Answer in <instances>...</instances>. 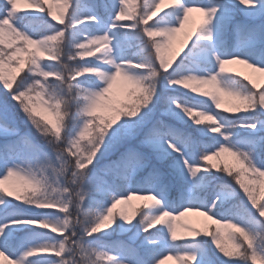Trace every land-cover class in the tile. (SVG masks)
<instances>
[{
  "label": "snow or ice",
  "instance_id": "1",
  "mask_svg": "<svg viewBox=\"0 0 264 264\" xmlns=\"http://www.w3.org/2000/svg\"><path fill=\"white\" fill-rule=\"evenodd\" d=\"M53 2L0 0V261L264 264V0Z\"/></svg>",
  "mask_w": 264,
  "mask_h": 264
},
{
  "label": "rangeland",
  "instance_id": "2",
  "mask_svg": "<svg viewBox=\"0 0 264 264\" xmlns=\"http://www.w3.org/2000/svg\"><path fill=\"white\" fill-rule=\"evenodd\" d=\"M138 3H139V0H135V2L130 5V7L132 9H135L138 6ZM18 7L24 10L28 9V5L24 3H21ZM45 7L47 8L48 5H46ZM60 7H61V4L58 2V0H54L52 4L53 11L58 14ZM164 7H168V4L166 3ZM50 19L51 18L49 17V20ZM202 20H203V15L201 13L197 11H193L192 13H190L189 21L186 23L185 28L176 34V36L174 37L172 41L171 48L167 54L171 55V54H174L175 52H178L180 48L182 47V43L185 39V33L195 28L196 25L201 23ZM152 22L153 21H150V23ZM52 23H57V22L52 21ZM177 59H179V57H177ZM225 69L229 74L234 75L236 73H239L241 78H243V76H248L251 80L255 82V84L257 85L259 89H264V73L254 71L253 69L248 68L246 65L239 64V63H232V64L225 65ZM126 87L127 85L125 84V82L119 81V80L117 81L116 85H114V88H113V96L116 100L128 102L127 97L124 95V89ZM234 103L235 101H233L230 97L226 95L221 96V108L222 109L231 107ZM18 115H21V114L18 113ZM21 119H22V115H21ZM213 163H216L218 165H228L232 168H236L237 166L234 158L228 154H222L220 159L218 161L214 160ZM249 179H250V176L245 177L246 182ZM259 179L264 180V177H261ZM13 186L19 187V181H17L16 178H12L5 184V187H13ZM254 186L257 187L258 190H261L262 188H264V185H260L258 183L255 184ZM145 203L151 204L152 202L134 196L133 199L129 201L127 204L117 205V209L115 211L117 212L123 211V212H126L130 217H133L134 210L139 208L141 205ZM181 224L190 225L192 227L199 228L203 231L207 226L212 225V221L207 220L206 217L199 215L196 212L186 213L184 217L180 218V221L177 226V235L178 237H182V238H190L192 236V233L187 231L185 227L180 226ZM214 227L215 226H213V228ZM53 235H56V234H53ZM114 239H125V238L120 237V238H114ZM0 264H4V262L0 261ZM165 264H182V262L177 261L174 258H171V259L166 260ZM256 264H259V261H257Z\"/></svg>",
  "mask_w": 264,
  "mask_h": 264
},
{
  "label": "trees",
  "instance_id": "3",
  "mask_svg": "<svg viewBox=\"0 0 264 264\" xmlns=\"http://www.w3.org/2000/svg\"><path fill=\"white\" fill-rule=\"evenodd\" d=\"M127 102V101H126ZM15 178V177H14ZM45 255H50V254H45Z\"/></svg>",
  "mask_w": 264,
  "mask_h": 264
}]
</instances>
